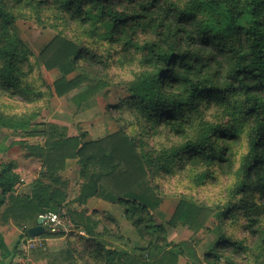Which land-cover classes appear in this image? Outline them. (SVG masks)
<instances>
[{
  "label": "trees",
  "instance_id": "trees-1",
  "mask_svg": "<svg viewBox=\"0 0 264 264\" xmlns=\"http://www.w3.org/2000/svg\"><path fill=\"white\" fill-rule=\"evenodd\" d=\"M42 2L44 0H0V65H3L0 67V92L27 103L39 100L42 94L31 85L18 87L15 73L23 68L29 74L31 65L28 57L34 55L19 38L14 24L18 14L36 12ZM55 2L70 13L69 22L76 20L82 25L103 24L108 30L106 38L113 43L122 28L130 34L129 46L137 45L144 37L145 65L156 63L163 70L147 84L151 89L148 95L143 96L141 85H137V94L141 96L131 95L123 106L139 109L148 119L179 120L191 128L195 121L212 109H226L234 105L246 120L255 117L257 126L261 128L256 147L264 149V0ZM209 17L213 28L204 27ZM112 27L117 35H111ZM8 30L14 33L15 44L8 39ZM95 58V55H86L74 41L61 34L39 55L47 70H59L62 73L54 82V93L62 97L83 83H88L90 89L82 95L83 99L102 84L93 83L83 72L74 79H68V76L79 66L78 61H93ZM176 87L184 89L186 103L169 105L158 99L167 88ZM130 92L133 94V89ZM240 96L244 99H239ZM23 124L9 122L0 115L2 127L18 131L26 126ZM17 125L20 127L17 128ZM20 137H41L44 144L20 142L22 148L28 151V157L42 162L40 176L33 182L30 196L22 197L14 193L19 182L15 162L0 163V189L4 195L9 194L10 201L5 214L12 217L18 227L28 228L38 222L41 214L64 213L62 210L67 207L64 214L76 230L97 238L96 246L91 245L95 251L90 253V259L97 262L105 259L107 264H119L118 260L121 264H178L179 256L184 255L183 243L175 245L172 250L168 247H171L170 244L159 246L166 240V228L156 222L155 211L161 205L162 198L151 180V174L167 175L171 171L167 163L158 165L152 158L147 163L137 143L123 131L92 140L86 131L69 134L66 128L47 123L41 132ZM224 138L237 140L231 128L216 127L209 137V148L215 152L217 140ZM186 154L192 158L198 154V149L189 146ZM68 160H75L79 165L81 186L74 201L79 208L66 204L69 180L61 173ZM260 163L259 160L249 161V172ZM254 177L247 187L256 190L264 199V183H260L264 175L254 172ZM94 198L107 200L120 207L141 238L149 239L148 243L130 251L107 241V238H114L111 235L96 234L100 222L93 220L88 216V211L82 208ZM215 213L207 206L181 200L167 225L172 228L183 225L200 230L206 226L208 217ZM109 220L117 226V220L112 217ZM62 236L63 232L46 231L40 237L45 240ZM80 238L86 240L82 236ZM117 238L124 239L123 236ZM64 253L73 258V251ZM205 258H215L214 253Z\"/></svg>",
  "mask_w": 264,
  "mask_h": 264
},
{
  "label": "rangeland",
  "instance_id": "rangeland-1",
  "mask_svg": "<svg viewBox=\"0 0 264 264\" xmlns=\"http://www.w3.org/2000/svg\"><path fill=\"white\" fill-rule=\"evenodd\" d=\"M34 16L35 19H33ZM80 25H82L80 22H76L75 24L69 22L65 28H57L43 24L36 12L30 11L26 14H18L14 28L19 38L33 52L34 56H30L33 59L30 63L29 74L32 71H36V79L40 82V86L34 89L41 92L42 97L37 101H43V103L37 104L36 101L27 103L18 97H11L8 94L0 92V115H3L9 122H20L26 125L18 131L0 126V163H5L6 158L4 155L7 149L20 145L21 141H27L28 144H44V139L41 137H29V140H27L28 138L20 136L33 132L39 133L47 123H54L64 127L69 134L86 131L89 134L88 138L94 140L102 139L118 131H123L126 134L128 124L122 123L123 117L118 119L114 113L118 109L127 111L130 108L123 106V104L126 105L127 100L131 97L128 96L131 94V89L122 87L117 83H107L104 81L102 79L103 67L105 66L103 61H97V65L93 69L95 75L89 76L85 73L86 76L93 80V83H100L102 85L96 90L91 91L86 99H83L84 96L82 95L90 89L88 83H83L80 87L62 97L57 96L54 93L53 85L62 76V73L59 70H47L39 59L41 51L59 34L74 41L86 55H95V53L90 52L88 49L89 41L74 39L73 29L78 28ZM105 29L107 28L103 24L94 23L88 25L87 30H90V34L93 36L99 35L101 38L107 39L108 30L105 31ZM143 40L144 37L138 41L137 45ZM95 61L96 58L93 62ZM79 67L68 76V79H74L83 72ZM105 85L107 86L105 87ZM116 105L121 106L120 108H116ZM217 113H219V116H217ZM207 115H209L210 119H218L220 121L216 127L231 128L234 135L236 123L243 124L248 121L240 114V109L238 107L235 108L234 105L226 109H212ZM224 117H227V119H224ZM19 127L17 125V128ZM235 137L239 139L238 136L235 135ZM133 141L137 143L138 149L141 151V146H139L141 140L133 139ZM20 147L25 153L28 152L21 145ZM244 151V145L241 144L240 156L244 155ZM149 158H151L150 154H148L147 159L145 158L147 163L151 162ZM1 165L0 168H2ZM62 173L65 177L69 178L67 200L72 201L77 197L81 185L79 166L76 164V161L71 160L69 164L67 162L66 168ZM215 175L218 177L217 183L207 181L202 176L199 182H193L189 175H182L178 172L173 173L171 176H165L163 173L151 174L152 185L155 187L157 193H165L164 195L159 194L162 198V203L155 211L156 222L163 224L166 228V240L159 246L170 244L171 247H168L172 250L175 245L183 243L184 255L179 256L178 264H213L205 256L210 253L220 255L221 253L217 252V250H223L231 246V242L222 237L223 233L218 231L221 226L229 225L230 219L237 218L236 214L230 216L232 211L231 204H223L224 193L229 188L230 182L225 180L224 174L219 169L216 170ZM246 195L253 199L259 196L256 190ZM181 200H186L199 206H207L215 210L216 213L214 216L208 217L206 226L200 230H192L183 225L172 228L167 224ZM94 209L96 212L93 220L100 222L99 231L103 235L109 234L114 237L113 239L107 238V241L115 247H123L132 251L135 247H141L148 243L149 239L144 240L141 238L138 230L125 218L123 210L116 204L98 198L89 205L90 213ZM66 210L67 208L64 207L62 211L65 213ZM109 217L117 220V226L109 220ZM239 219L241 222H244L242 216ZM67 220H69L68 217ZM73 230L77 231L74 225L73 229L69 230V233ZM119 236H123L124 239H118L117 237ZM68 238V241L77 244V247L70 245V249L68 248L60 252L62 256L59 259L63 260L61 264L108 263L105 259H102L100 262L90 259V253L94 252L95 248L91 246L90 241L82 240L76 232L68 236ZM213 241H215L214 248L212 247ZM228 242L230 245L227 246ZM108 248L111 249L112 247ZM68 250L73 251V258L68 257L64 253ZM137 252L141 253L140 250ZM118 261L121 264V261Z\"/></svg>",
  "mask_w": 264,
  "mask_h": 264
},
{
  "label": "clouds",
  "instance_id": "clouds-1",
  "mask_svg": "<svg viewBox=\"0 0 264 264\" xmlns=\"http://www.w3.org/2000/svg\"><path fill=\"white\" fill-rule=\"evenodd\" d=\"M36 14L43 24L57 28H65L70 19V13L61 8L55 0H44L36 10ZM76 22V20L71 21L72 24ZM204 27H214L210 17ZM87 29L88 25L86 24L73 29L74 39L89 41L88 49L96 55L95 62L83 59L78 61L77 65L81 70L89 76H93L95 75L93 69L97 65V61H103L105 66L102 79L104 81L133 89V94H129V97L140 95L137 94V85H141L143 96L148 95L151 89L147 87V84L158 77L163 67L156 63L145 65L144 43L140 42L136 46H129L128 40L131 37L125 28L120 30L114 43L99 35H91L90 30ZM112 29L113 27L111 35H117ZM8 39L15 44L16 37L10 30H8ZM32 59V57H28V62L31 63ZM2 66L0 65V67ZM154 73L155 76H153ZM15 75L20 88L29 85L33 88L40 86V82L36 79V71L28 74L21 68ZM185 96L184 89L176 87L167 88L158 99L172 105L186 103ZM239 99L243 100L244 97L240 96ZM36 103H43V101H36ZM114 114L118 119L123 117L122 123L128 124L127 137L141 140V152L146 159L150 154V157L158 165L167 163L171 171L165 176H171L178 172L182 175H189L193 182H199L202 176L207 181L217 183L218 177L215 172L219 169L224 173L225 180L230 182L229 188L224 193L223 204H231L230 216L236 214L237 218L230 219L229 225L221 226L218 231L223 233L222 237L231 242V246L217 250L221 254L214 253L215 258L208 260L213 264H264V199L261 196L253 199L246 195L249 192H254L252 188L247 187L250 180L255 178L254 172L264 175V149L256 147L261 128L257 126L255 117L243 124L236 123L234 131L239 139L231 141L226 138L219 139L216 151L213 152L209 148V137L220 121L210 119L209 115L201 117L189 128L179 120L148 119L146 114L141 113L135 107L129 108L127 111L118 109ZM241 144L245 148L243 156L239 154ZM189 146L198 149V154L192 158H188L186 154V149ZM257 160L261 163L249 172L248 162ZM181 164L182 167H180ZM260 183H264V179ZM241 189L246 190L241 191ZM159 194L164 195L165 193ZM240 216L243 217L244 222H241ZM214 244L215 241L212 244L213 248ZM225 252L226 254H224Z\"/></svg>",
  "mask_w": 264,
  "mask_h": 264
},
{
  "label": "crops",
  "instance_id": "crops-1",
  "mask_svg": "<svg viewBox=\"0 0 264 264\" xmlns=\"http://www.w3.org/2000/svg\"><path fill=\"white\" fill-rule=\"evenodd\" d=\"M27 140H29V137ZM38 144L40 143H29V145ZM4 157L6 158L5 163L8 164L10 162H15L16 164L15 172L19 175V182L17 183L14 193L22 197L30 196L32 194V184L40 176L42 162L37 158L28 157V152L25 153V151L21 149L20 145H15L7 149ZM67 162L69 164L71 160H68ZM61 174L65 177L63 173ZM67 179L69 180V178ZM75 199L72 201L67 200L66 204H70L69 206L73 208H79V205L74 202ZM97 199L98 198L89 200L87 205L82 207L88 211L87 214L92 217V219L94 216L93 213L96 212V210L94 209L90 213L89 205ZM9 206V194L4 195L0 189V264H61L63 260L59 259L61 255L60 252L68 248L70 249V245L77 247V244L68 241V236L74 234L75 232L78 236H82L86 240L90 241L91 245L96 246V237H91L83 231L73 230L71 232L72 234L63 232L64 236L59 238L44 240L41 237H38V247L33 250L28 249L27 238L30 236L28 234V229L36 226L38 222L36 224H32V226L27 228V230H25V227H18L14 223L13 218L8 216V214H5V211ZM98 227L95 230L96 234H102Z\"/></svg>",
  "mask_w": 264,
  "mask_h": 264
},
{
  "label": "built area",
  "instance_id": "built-area-1",
  "mask_svg": "<svg viewBox=\"0 0 264 264\" xmlns=\"http://www.w3.org/2000/svg\"><path fill=\"white\" fill-rule=\"evenodd\" d=\"M39 218L44 220V227L46 231H50L52 233H60L66 232L69 233L73 229V224L70 220H67V217L64 213L60 212H47L41 214ZM27 230V227H25ZM27 247L28 249H36L38 247L39 239L38 237H28L27 238Z\"/></svg>",
  "mask_w": 264,
  "mask_h": 264
},
{
  "label": "water",
  "instance_id": "water-1",
  "mask_svg": "<svg viewBox=\"0 0 264 264\" xmlns=\"http://www.w3.org/2000/svg\"><path fill=\"white\" fill-rule=\"evenodd\" d=\"M46 232L44 227V220L42 218L38 219V224L28 229V234L30 237H40Z\"/></svg>",
  "mask_w": 264,
  "mask_h": 264
}]
</instances>
